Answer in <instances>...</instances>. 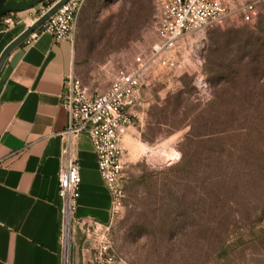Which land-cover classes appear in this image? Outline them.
<instances>
[{
	"label": "rangeland",
	"instance_id": "374dc122",
	"mask_svg": "<svg viewBox=\"0 0 264 264\" xmlns=\"http://www.w3.org/2000/svg\"><path fill=\"white\" fill-rule=\"evenodd\" d=\"M44 8L43 1L29 8L27 22ZM156 18L157 0L84 1L73 75L87 92L105 90L116 69L149 52ZM260 18L264 23V5L251 21L232 19L186 33L168 53L174 67L154 65L146 72L142 122L124 137L126 185L133 186L107 231L111 264H264V234H258L264 226V175L256 177L255 164L244 162L248 170L234 171L220 160L237 142V131L226 138L218 133L238 126L237 107L209 80V65L218 70L227 57L225 41L253 31ZM188 132L208 135L182 144ZM252 137L257 145L245 152L259 154L264 135L255 130ZM183 152L208 160L196 171L178 163ZM201 189L204 194L196 197ZM95 252L79 254L78 261L97 264Z\"/></svg>",
	"mask_w": 264,
	"mask_h": 264
},
{
	"label": "crops",
	"instance_id": "0c3cea01",
	"mask_svg": "<svg viewBox=\"0 0 264 264\" xmlns=\"http://www.w3.org/2000/svg\"><path fill=\"white\" fill-rule=\"evenodd\" d=\"M27 13L13 12L15 24L0 31V54L30 26ZM74 60V40L55 42L41 31L13 48L0 69V264H61L58 173L67 122L62 91ZM143 107L142 92L137 125ZM74 156L81 183L70 253L71 264H80L79 254L100 244L113 218L86 133L76 140Z\"/></svg>",
	"mask_w": 264,
	"mask_h": 264
},
{
	"label": "built area",
	"instance_id": "2783aa9c",
	"mask_svg": "<svg viewBox=\"0 0 264 264\" xmlns=\"http://www.w3.org/2000/svg\"><path fill=\"white\" fill-rule=\"evenodd\" d=\"M60 0H51L36 20ZM85 0H67L41 26L55 42L74 40L78 19ZM264 0H157L155 41L147 54H137L129 66L115 70L107 88L89 93L80 80L70 73L64 82L62 105L67 111L66 128L61 133L64 145L58 173L60 198L61 264H68L71 252L73 218L80 195V165L74 156L76 140L86 133L97 159L98 172L110 195L112 218L123 207L125 197L123 138L139 121L136 108L142 103L144 76L157 65L172 68L175 61L168 55L186 33L221 26L228 20L251 21ZM34 20L31 24H33ZM13 12L0 17V31L14 25ZM30 24V25H31ZM37 35L33 32L28 38ZM27 39V38H26ZM95 248L97 264H111L107 231ZM68 235V238H67Z\"/></svg>",
	"mask_w": 264,
	"mask_h": 264
},
{
	"label": "trees",
	"instance_id": "16d2710c",
	"mask_svg": "<svg viewBox=\"0 0 264 264\" xmlns=\"http://www.w3.org/2000/svg\"><path fill=\"white\" fill-rule=\"evenodd\" d=\"M50 1L44 0L43 2L47 5ZM262 21L263 19L260 18L253 31L243 32L240 37L225 41L224 46L227 57L221 64L217 65L216 69L218 70L214 69V65H209L210 84L212 86L220 85L222 93H228L237 107L235 124L238 126L236 128H230V124L226 126L230 121L228 119L229 115L225 111L224 114H221L226 127L224 126L225 128L218 133L226 138L227 134L231 133L229 131L233 130L238 132V138L232 146V152L219 158L223 164L232 166L234 171L246 170L247 168L242 165L244 162L248 166L255 164L258 179L259 176L264 175V150L259 151V154L253 152L247 154L245 151L246 148L248 149L255 144L256 140L253 141L252 137L255 130H258L261 137L264 135V23ZM41 30L42 27L38 28L36 33L41 32ZM233 56L236 57L233 59ZM213 101L211 102L213 103ZM206 135L208 134L194 135L188 132L184 136L182 144L201 142L203 136ZM207 160L208 158H204L202 154L183 152L178 163L197 171V168ZM132 186L133 182L129 185L125 184V192L127 189H131ZM203 194L201 189L196 197L200 198ZM253 227L255 226H250L249 229L252 230ZM259 233L264 234V226H261V229L258 230Z\"/></svg>",
	"mask_w": 264,
	"mask_h": 264
},
{
	"label": "water",
	"instance_id": "95a60500",
	"mask_svg": "<svg viewBox=\"0 0 264 264\" xmlns=\"http://www.w3.org/2000/svg\"><path fill=\"white\" fill-rule=\"evenodd\" d=\"M42 1L44 0H0V17L10 12L23 11L32 8L35 5L41 3ZM66 1L67 0H60L59 2L54 4L44 14H42L33 24H31L27 29H25L3 49L0 54V69L11 50L23 40L28 38L38 28H40L45 23V21Z\"/></svg>",
	"mask_w": 264,
	"mask_h": 264
},
{
	"label": "bare ground",
	"instance_id": "6f19581e",
	"mask_svg": "<svg viewBox=\"0 0 264 264\" xmlns=\"http://www.w3.org/2000/svg\"><path fill=\"white\" fill-rule=\"evenodd\" d=\"M67 238H68V235H67ZM65 264H68V252L66 251V262Z\"/></svg>",
	"mask_w": 264,
	"mask_h": 264
}]
</instances>
